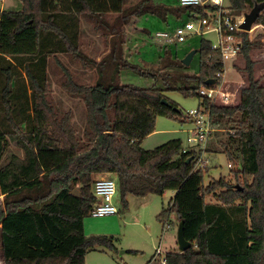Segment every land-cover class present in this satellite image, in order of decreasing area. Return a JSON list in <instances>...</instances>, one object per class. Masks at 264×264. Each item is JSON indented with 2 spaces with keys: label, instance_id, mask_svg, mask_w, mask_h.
Wrapping results in <instances>:
<instances>
[{
  "label": "trees",
  "instance_id": "1",
  "mask_svg": "<svg viewBox=\"0 0 264 264\" xmlns=\"http://www.w3.org/2000/svg\"><path fill=\"white\" fill-rule=\"evenodd\" d=\"M20 1L22 9L6 10L0 0V161L11 140L24 152L23 157L13 154L0 167L4 264H86L90 250L114 248L106 235L85 234V217L98 203L94 182L101 175H114L125 209L128 195L175 191L159 218L170 225V215L176 212L178 223L184 220L185 237L192 247L169 251L168 264H264V85L262 78L255 77L251 58V51L264 45V34L251 40L248 32H240L247 85L237 105H218L199 94L206 80L219 82L225 71L211 40L203 37L196 48L199 66L194 73L167 51L155 72L126 60L120 63L123 49L117 32L127 9L140 16L146 12L166 16L167 9L144 11L152 0L143 1L141 8H127L126 0ZM227 1L231 13L245 14L264 0ZM184 9L188 17L193 12L205 14L202 7ZM114 14L120 16L111 22L107 17ZM81 16L111 37L110 49L100 59L82 50ZM256 24L264 26V10ZM57 54L70 55L98 72L95 84H89L75 80L65 68L64 86L85 103L82 134L72 123L71 112L60 117L48 102L49 62ZM122 65L160 78L161 86L118 83L112 75ZM168 91L198 95L200 103L210 107L213 125L231 126L227 140L217 142L222 150L207 151H221L232 163L242 165L239 170L232 167L237 183L231 184L225 176L205 183L206 171L196 168L202 149L184 151L180 138L143 148L159 115L183 118L180 106L166 96ZM245 144L256 168L242 164ZM208 196L214 200L207 201Z\"/></svg>",
  "mask_w": 264,
  "mask_h": 264
},
{
  "label": "rangeland",
  "instance_id": "2",
  "mask_svg": "<svg viewBox=\"0 0 264 264\" xmlns=\"http://www.w3.org/2000/svg\"><path fill=\"white\" fill-rule=\"evenodd\" d=\"M143 1L145 0H126V7L133 8L136 5H139L140 8L144 7ZM2 3L6 10L22 9L20 0H3ZM228 4L229 2L225 0V7H228ZM171 7L173 8L170 9ZM143 9L144 11L159 13L167 9V12L166 16L147 12L140 16L132 14V9H127L128 12L124 15V24L121 30L117 32V38L122 40V43H120L123 49L121 64L126 60L148 71L155 72L162 64L161 61L167 52L172 57L178 56L182 61L191 50L199 47L203 37L213 43L217 41L216 33L211 32L204 36L192 35L184 42L178 44L165 43L164 39L157 35V32H171L174 27H172V24L179 25L187 21L188 18L185 15L187 10L180 6L178 0H152V3ZM172 10L177 14L179 13L180 18L172 16ZM117 16L120 15L114 14L107 18L113 22ZM121 16L123 15L121 14ZM80 26L82 30V50L89 57L100 59L110 49V35L105 36L101 27L86 18H80ZM248 33L249 38L254 40L261 33L264 34V26L255 23L252 30ZM251 58L255 62V77H262V82L264 83V45H258L253 49ZM198 66L199 54L197 53L191 64L187 66V71L194 73L198 70ZM65 68L70 70L75 80L89 84H95L98 72L95 68L86 66L81 61L72 60L70 55L57 54L50 58L48 102L51 106H54L60 117L71 112V121L79 134H82L86 124L85 103L81 97L73 96L64 86L66 81ZM224 69V75H222L223 87L225 91L231 92L230 98L233 103L229 105L235 106L240 102L241 89L247 83L245 59L242 54L239 53L237 58L227 61ZM112 76L120 84L132 83L142 87L161 86L160 78L157 80L150 75L143 76L138 71L123 65L117 66ZM165 94L180 106L183 118L176 119L159 115L156 120L155 131L143 140L142 146L145 149H153L171 139L180 138L183 141V147L186 149L190 148L192 145L188 142V137L190 136V131L195 128V124L188 118V111L198 108L202 98L198 95L185 96L180 91H168ZM213 103L224 105L219 98ZM229 129H231V126L228 124L226 128L219 129L216 123L214 131L210 134L207 142L203 144L205 150H220L221 147L217 145V142L224 139L227 140L230 133ZM194 148L199 150L202 145H197ZM250 149L247 144L244 145L242 164L246 168L253 169L256 168V163L252 162ZM13 154L20 157L24 156L23 149L15 141L11 140L7 152L0 161V167L7 164ZM205 159H207L208 163L204 168V171H206L205 183H209L213 178L218 179L222 176H225L231 184L237 183V179L232 173V168L228 166L232 162L225 153L221 151L209 153L207 151ZM251 163L252 165H250ZM232 165L233 167L236 166L234 163ZM111 176L114 177V175ZM240 178L243 182L242 176ZM174 196L175 191L173 190H167L163 195L157 193H151L145 197L128 195V208L125 209L121 194L118 191L114 197V202L119 210L117 214L103 217L89 214L85 217L84 228L87 237L106 235L112 239L114 244V248L97 246L95 249L90 250L86 254V264H162V259L169 251L178 249L176 212H172L170 215V225L167 224L165 226L164 222L159 218V214L164 208H168ZM3 198L4 196L1 195L0 205H2ZM213 200L212 196H208L207 201ZM158 249L161 250L160 254L157 253ZM0 264H4L1 250Z\"/></svg>",
  "mask_w": 264,
  "mask_h": 264
},
{
  "label": "built area",
  "instance_id": "3",
  "mask_svg": "<svg viewBox=\"0 0 264 264\" xmlns=\"http://www.w3.org/2000/svg\"><path fill=\"white\" fill-rule=\"evenodd\" d=\"M178 2L183 8L202 7L205 14L193 12L187 21L174 26L171 32H157V35L162 37L165 43L178 44L192 35L204 36L207 33L214 32L217 35V41L212 42L211 48L220 51L224 65L227 61L237 58L242 46L240 32L243 30L240 25L244 20V15L231 13L225 7V0H178ZM199 94L203 99H209L211 102L219 98L224 105L233 103L230 98L231 92L224 90L223 80L215 81L210 85H203L199 89ZM188 118L195 124V128L190 131L188 137V142L192 145L190 148L202 145V148H200L202 153L199 155L196 168L204 169L208 163L205 159L207 151L203 144L207 142L210 134L214 131L211 109L202 102L198 108L188 111ZM184 151H186V148ZM228 166L233 167L232 163H229ZM93 189L98 198V203L92 209L91 215L103 217L119 212L114 202V197L118 192L116 178L101 175L95 180ZM157 253L160 254L161 250L158 249ZM162 264H168L166 256L162 259Z\"/></svg>",
  "mask_w": 264,
  "mask_h": 264
},
{
  "label": "water",
  "instance_id": "4",
  "mask_svg": "<svg viewBox=\"0 0 264 264\" xmlns=\"http://www.w3.org/2000/svg\"><path fill=\"white\" fill-rule=\"evenodd\" d=\"M264 10V1L260 3H256L253 8L244 14V20L240 25V28L243 31L249 32L252 30L253 25L256 23L257 19L259 18L260 14ZM198 50L193 49L191 50L183 59L182 63H184L186 66H189L194 58V56L197 54ZM215 83V79H208L206 80L205 84L210 85ZM165 102V101H164ZM192 159L189 158L188 162H190ZM235 169L239 170L241 169L240 165H236ZM73 192L76 195H80V191L77 189H74ZM177 243H178V250L180 252H184L187 249L192 247V243L185 237V232H184V220L181 219L178 223V228H177Z\"/></svg>",
  "mask_w": 264,
  "mask_h": 264
},
{
  "label": "crops",
  "instance_id": "5",
  "mask_svg": "<svg viewBox=\"0 0 264 264\" xmlns=\"http://www.w3.org/2000/svg\"><path fill=\"white\" fill-rule=\"evenodd\" d=\"M126 4H127V2H126ZM126 4H125V5H126ZM172 8H173V7H171L170 9H172ZM1 9H4L3 3H2V5H1ZM188 13H189V12L186 11L185 15H186L187 18L189 19V17H188ZM171 14H172V16H175L176 18H180V14H179V13L177 14V13L174 12L173 10L171 11ZM81 18H84V17H81ZM188 19H187V20H188ZM177 22H179V21H177ZM167 23H168V21H167ZM175 25H176L175 23L172 24V27L175 26ZM257 78H262V77H257ZM261 82H262V81H261ZM246 84H247V83H246ZM246 84H245V86H246ZM262 85H264L263 82H262ZM245 86H244V87H245ZM209 153H210V152H209Z\"/></svg>",
  "mask_w": 264,
  "mask_h": 264
}]
</instances>
